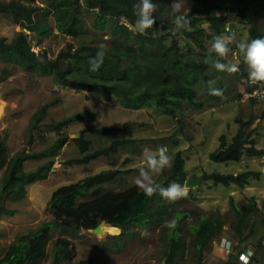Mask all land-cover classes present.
<instances>
[{
	"label": "trees",
	"instance_id": "1",
	"mask_svg": "<svg viewBox=\"0 0 264 264\" xmlns=\"http://www.w3.org/2000/svg\"><path fill=\"white\" fill-rule=\"evenodd\" d=\"M81 0H52L44 9L25 6L21 3H0V13H11L23 30L14 42L9 43L6 38L0 37V59L15 63L26 70L33 71L37 75L52 77L56 84L77 92H86L102 98H114L127 110L137 111L151 108L161 116H167L176 120L185 109H203L205 103L198 100L199 88L205 86L209 94L208 81H215L214 87L224 91L223 81L219 76L223 72H217L210 67V58L215 55L209 53L210 41L216 35L226 34L225 26L233 17L243 19L249 26L250 40L264 37V29L256 18L254 11L248 7L240 8L235 5L220 3L210 4V0H187L189 12L184 14L190 21L186 30L180 33L173 31L171 18L168 15L170 6L167 3L159 4V0H153L156 4L154 16L156 24L146 30L144 34H138L130 26L135 24L133 5L137 0H86L85 6H81ZM94 12L93 27L101 33V42L90 40L87 27L83 21L82 9ZM40 12L34 15V12ZM226 12L228 16L212 12ZM52 15L55 21V30L60 34L70 37L72 42L50 58L48 51H43L42 56L33 51V43L39 39H49L53 32L50 28L48 17ZM198 15L204 18H198ZM203 19V20H201ZM208 23V28L202 22ZM233 27V26H232ZM209 30L212 32L210 33ZM108 36L107 41L103 38ZM106 45L104 51L106 57L103 66L97 72L88 71V59L95 56L99 45ZM231 54V53H230ZM43 58V59H42ZM230 55L223 60L225 63H237L240 71L230 75L235 82H248L246 68L242 61L231 60ZM227 74V73H226ZM229 75V74H228ZM221 96L209 94V99H218ZM53 105V104H51ZM51 105L39 108L31 119L28 129L29 140H33L34 132L42 142L47 141L45 133H55L58 139L52 142L47 149L39 152H22L14 157L9 156L7 147L0 141V170L7 165L8 175L4 184L0 187V218L13 216L14 210L5 206V199L21 202L26 198L27 186L48 179L54 169L56 158L63 146L67 144L69 137L65 129L75 122H94L98 113L84 111L77 113L61 121H52L42 125L48 115ZM181 125L184 121L180 120ZM241 123L240 134L234 138L229 146L225 137H222L225 154L211 155L216 162L240 161L242 154L249 157L261 156L262 151L253 147L246 149L250 136L243 139V130L248 123L237 119ZM130 126L125 123L119 127H88L81 131V138L74 139L80 156L69 159L66 165H89L102 158L110 157L120 149L137 144L139 141L126 138L112 139L109 145L93 149L92 137L107 139L116 133H124ZM178 139L172 138L174 143ZM250 143H254L251 140ZM10 159V160H9ZM47 160L38 168L26 171L28 161ZM130 162V159H127ZM185 160L182 152L176 153L169 171L163 172V186L173 181L184 185L188 180L184 170ZM120 170H105L98 174L86 176L79 181L58 188L52 195L47 205V212L53 216L52 222L44 223L36 231H30L20 235L12 243L5 255L0 259V264H42L47 258L48 245L54 239L52 231L61 228L65 231L78 232L82 229L91 230L105 223L123 230L119 236H113L116 249L120 246L119 238L132 234L128 232L130 225L135 227H147L151 224L163 225L171 215L170 205L157 202L160 196H145L135 185L120 191L105 188L106 184L116 183L123 186V174ZM259 174L223 175L219 173L206 174L200 181H213L216 185H238L244 187L250 176ZM171 204V203H170ZM231 206L236 216L233 223V231L236 233L240 246L255 235L253 225H250L253 212L257 211L254 198L243 206L236 205L231 200ZM195 212L184 211L176 213L177 226L167 231V247L163 258L165 264H180V258L185 252L186 241L182 234L181 224ZM251 229L249 234L244 231ZM223 230V219L213 216H199L195 224L190 225V232L194 236L192 246L198 255V264L203 263L204 249L208 243L220 241ZM133 235V234H132ZM136 235V234H135ZM238 245V246H239ZM72 243L69 240L59 238L55 242V253L52 264H60L62 260H70L73 251L69 250ZM73 248V247H72ZM254 261L260 259L257 254L264 249L262 240L255 248ZM233 256L229 255L225 264H241L239 254L243 251L240 247ZM235 258V259H233ZM77 264H93L90 261H81Z\"/></svg>",
	"mask_w": 264,
	"mask_h": 264
},
{
	"label": "rangeland",
	"instance_id": "2",
	"mask_svg": "<svg viewBox=\"0 0 264 264\" xmlns=\"http://www.w3.org/2000/svg\"><path fill=\"white\" fill-rule=\"evenodd\" d=\"M51 1L0 0V3L16 2L44 9ZM80 3L83 7L86 0H81ZM164 3L170 6L171 0L158 1V5ZM215 3L250 8L264 29V0H210V4ZM183 4V13L187 14L189 12L187 0H183ZM39 12L40 10L35 11L34 15ZM82 14L89 38L96 40L93 41L96 43L97 38L101 37V33H98L93 27L94 12L83 8ZM216 14L228 16L227 13L218 11L212 12L210 16ZM198 18L204 17L198 15ZM230 20L233 26L231 27L232 32L236 34L237 41H250V25L236 17L230 18ZM48 21L50 28H53L50 38L39 39L33 43V51L40 56V59L43 51H48L49 57L54 58L67 43L72 42L70 37L55 30V21L52 15L48 17ZM202 25L208 28L206 21H203ZM22 31L25 30L15 23L11 13H0V37L6 38L11 43ZM25 32L32 34L29 31ZM209 32L212 31L209 30ZM31 36L34 37L33 34ZM103 39L109 40L108 36H104ZM99 42H101L100 39L97 43ZM229 48L235 52L231 60L236 54L239 56L235 43L230 44ZM239 60H243L242 56L239 57ZM219 79L223 81L224 87H229L230 90L226 89L218 99L208 100L209 94L206 92L205 86L198 87L200 90L198 100L205 103L204 108L200 110L185 109L174 120L158 115L151 108L137 111L127 110L114 98H102L94 94L68 89L56 84L52 77L37 75L15 63L0 59V141L7 147L10 158L22 152L42 151L58 139L55 133L49 134L43 131L40 135L45 134L47 141L42 142L35 131L34 139L29 140L28 129L31 119L39 108L53 104L48 108V115L42 125L50 124L52 121H61L84 111L98 113L94 122H75L65 129L69 140L56 158L54 169L47 180L27 186L26 198L21 202L13 201L11 198L5 199L6 208L14 210L15 214L0 218V259L20 235L36 231L44 223L52 222L53 216L46 209L53 193L58 188L105 170L126 172L122 176L123 186H118L116 183L106 184V189L120 191L134 186L133 178L138 175V169L142 164L143 150L146 147L155 149L159 145L167 146L172 160L177 152H182V157L185 160L184 170L188 180L191 178L199 180L206 174L213 173L223 175L259 174L257 177L250 176L248 183L242 188L234 184L226 187L216 185L213 181L202 180L195 188L182 185L187 188L186 197L171 204L161 197L157 200V202L170 205L171 215L168 220H176L177 212H195L194 216L189 217L181 224L186 249L180 258V264H198V255L192 246L194 236L190 232V225L195 224L199 216L203 215L223 219V230L219 237L220 241L211 240L205 247L202 264H225L230 254L235 255L237 247L244 250H256L260 240L264 245V156L262 157L264 154V100L255 103L251 100H244L243 96L239 95V91L246 89L245 85L236 83L234 78L226 73L219 76ZM237 119L248 123L245 130L242 131L243 139L250 136L245 148L253 147L255 150L262 151V155L249 157L244 153L240 162L213 161L212 154L216 153L218 156H222L225 154L227 146L233 143L235 137L239 136L241 123H238ZM180 120L184 121L183 125L178 123ZM125 123H130V126L124 133H116L107 139L92 137V148L97 149L109 145L112 139L121 138L123 134L126 138L139 141L137 144L122 148L112 156L102 157L89 165L70 166L65 164L69 159L80 156L73 140L81 138L82 130L88 127L122 128ZM222 137L226 138L227 146L225 147ZM172 138L178 139V143H174ZM251 140L254 143H250ZM127 159H130V162H127ZM45 161L47 160L28 161L25 170L36 169ZM7 168L6 165L0 170V187L7 178ZM165 171H169L168 168ZM162 174L154 178L160 184L165 179ZM252 198L257 204V211L253 212L250 222V225L254 227L255 235L249 238L243 246H240L239 239L233 231L236 216L231 206V200L236 205L243 206ZM250 230L248 227L244 231V235L249 234ZM167 231H170L168 227L157 224L147 227L130 225L128 232L133 235L127 234L119 238L117 241H120V246L116 249L117 242L111 237L123 233V230L119 228L116 233L106 232L104 236L93 234L90 230L82 229L76 233L56 228L52 231L54 239L47 248L48 258L42 264L53 263L55 242L59 238L71 241L73 247L69 249L73 251L72 258L62 260L60 264H77L85 260L93 264H165L163 253L167 247ZM225 241L229 246H225ZM257 257L264 263V249L257 254Z\"/></svg>",
	"mask_w": 264,
	"mask_h": 264
},
{
	"label": "clouds",
	"instance_id": "3",
	"mask_svg": "<svg viewBox=\"0 0 264 264\" xmlns=\"http://www.w3.org/2000/svg\"><path fill=\"white\" fill-rule=\"evenodd\" d=\"M183 7V0H171L170 12L168 15L171 18L173 31L175 33H180L182 30H186L190 24V21L183 14ZM155 11L156 4L153 0H137V2L133 5V15L136 19L135 24L130 26L132 30L142 35L146 32V30L153 28L157 22L154 16ZM231 27L232 23H227L225 26L227 33L216 35L210 41V57L211 54L215 55L214 59L210 58V67L217 72H223L229 75L238 73L240 71L239 64L222 62L228 55L233 58L235 52L229 48V45L235 43L239 56L236 54L233 60L238 61L239 57L242 56L243 60L240 61L243 62L246 68L248 79V82L244 81V83H242V85L246 86V89H241V91H239V95L243 96L244 100H251L254 103L260 100L262 101L264 98L259 96L252 97V94H254L255 91H261L264 89V37L255 38L250 41H237L236 34L232 32ZM105 48L106 45L101 43L95 56L88 59V71L94 73L101 69L106 57V52L104 51ZM207 83L210 95L221 96L223 94L221 89L214 87L215 81L209 80ZM263 156L264 154L262 157ZM142 157V164L138 169V175L133 178V183L145 196L152 197L158 194L163 200H166L169 203H173L186 197V185L182 186L179 183L172 182L165 187L154 179L172 165V159L166 145H159L155 149L146 147L143 150ZM194 179L198 180L197 178ZM164 226L169 229H174L177 226V222L175 219L166 220L164 221ZM224 243L225 246H229L227 241ZM245 253L251 257L250 264L263 263L262 260H259L258 262L254 261L256 255L253 249H243V251L239 254L241 264H244L241 261V256Z\"/></svg>",
	"mask_w": 264,
	"mask_h": 264
},
{
	"label": "water",
	"instance_id": "4",
	"mask_svg": "<svg viewBox=\"0 0 264 264\" xmlns=\"http://www.w3.org/2000/svg\"><path fill=\"white\" fill-rule=\"evenodd\" d=\"M199 184H200V181H199V180H196V179H194V178L189 179V180L186 181V183H185L186 187H188V188H195V187L199 186ZM103 225H104V224H100V225H98L96 228L91 229L90 231H91L93 234H97V235H102V236H104V235H106V233L102 230V226H103Z\"/></svg>",
	"mask_w": 264,
	"mask_h": 264
},
{
	"label": "built area",
	"instance_id": "5",
	"mask_svg": "<svg viewBox=\"0 0 264 264\" xmlns=\"http://www.w3.org/2000/svg\"><path fill=\"white\" fill-rule=\"evenodd\" d=\"M254 96H259V97H262L264 98V89H262L261 91H255L254 94H252V97ZM241 261L244 263V264H250L251 262V257H249L247 255V253L243 254L241 256ZM261 264H264V263H261Z\"/></svg>",
	"mask_w": 264,
	"mask_h": 264
},
{
	"label": "bare ground",
	"instance_id": "6",
	"mask_svg": "<svg viewBox=\"0 0 264 264\" xmlns=\"http://www.w3.org/2000/svg\"><path fill=\"white\" fill-rule=\"evenodd\" d=\"M102 230L106 233H112V234H114V233H116L117 231H118V228H116V227H114V226H110V225H106V224H104L103 226H102Z\"/></svg>",
	"mask_w": 264,
	"mask_h": 264
}]
</instances>
